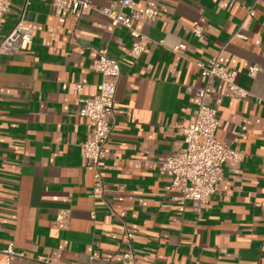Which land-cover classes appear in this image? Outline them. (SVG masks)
<instances>
[{"label":"crops","instance_id":"0c3cea01","mask_svg":"<svg viewBox=\"0 0 264 264\" xmlns=\"http://www.w3.org/2000/svg\"><path fill=\"white\" fill-rule=\"evenodd\" d=\"M133 2L157 11L152 23L133 22L146 36L135 60L130 31L92 10L76 19L51 0H10L0 15V40L20 17L32 29L26 50L0 54V264L9 243L12 264H119L125 232L137 264H264V0ZM195 21L201 38L189 32ZM179 44L183 57L171 51ZM101 48L121 74L99 188L80 154L87 129L72 86L83 85L79 98L95 92ZM214 56L247 91L234 98L216 80L208 97L217 139L244 158L222 166L215 192L197 206L166 189L159 162L183 146L179 125L203 84L195 63ZM251 65L259 67L254 77Z\"/></svg>","mask_w":264,"mask_h":264},{"label":"built area","instance_id":"2783aa9c","mask_svg":"<svg viewBox=\"0 0 264 264\" xmlns=\"http://www.w3.org/2000/svg\"><path fill=\"white\" fill-rule=\"evenodd\" d=\"M10 0H0V15L7 12ZM53 6L71 13L76 19L85 12L92 10L106 17L112 25L121 26L130 31L133 42L127 56L135 60L145 49L146 36L139 32L133 22L145 18L152 23L157 17V11L152 8L136 9L133 0H115L107 6H96L91 0H51ZM252 7L247 8L246 17L254 15ZM189 32L197 37H202V26L198 21L193 22ZM234 36L241 37L238 32ZM32 41V29L24 25L21 17L0 40V54L14 55L27 49ZM184 45L179 44L172 48V52L183 57ZM203 84L195 91V108L188 122L180 124L183 146L176 148L172 153L159 162V169L164 172L169 181L167 190L177 193L176 200L183 203L186 200L194 202L197 206L207 203L209 197L215 192L217 184L222 180V166L237 167L244 158L243 152L222 144L216 137L218 117L216 109L210 105L208 97L212 92L214 82L219 80L224 83L226 94L234 98H244L247 91L236 83L237 72L226 68L214 56L205 62L195 63ZM92 70L101 76L95 92L79 98L83 85L75 83L72 93L79 102L77 114L83 118L86 125V138L80 144V154L84 166L94 178V185L102 187L100 162L106 156L105 146L115 121V90L120 78L119 61L108 55L105 48L96 50L92 61ZM259 71L257 65L247 69V75L254 77ZM112 211L106 201L99 203ZM182 210V207L179 208ZM67 212L57 214V222H65ZM127 249L120 255L119 264H137L135 250L131 245L133 234L125 232ZM17 253L13 244L9 243L4 250L3 264H12Z\"/></svg>","mask_w":264,"mask_h":264}]
</instances>
